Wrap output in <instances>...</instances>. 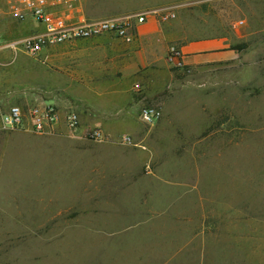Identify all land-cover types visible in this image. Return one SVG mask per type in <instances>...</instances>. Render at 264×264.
I'll list each match as a JSON object with an SVG mask.
<instances>
[{
    "label": "rangeland",
    "instance_id": "obj_1",
    "mask_svg": "<svg viewBox=\"0 0 264 264\" xmlns=\"http://www.w3.org/2000/svg\"><path fill=\"white\" fill-rule=\"evenodd\" d=\"M192 1L175 0L177 10ZM221 1L184 9L207 36H227L221 62L174 67L166 54L127 83L122 111L112 110L121 72L106 69L108 57L97 58L99 71L71 57L65 76L58 62L1 49L23 36L20 22L2 18L0 104L52 96L84 121L101 118L105 137L84 135L102 126L83 122L75 136L14 140L0 264H264V0ZM145 105L162 111L151 124L140 118Z\"/></svg>",
    "mask_w": 264,
    "mask_h": 264
},
{
    "label": "crops",
    "instance_id": "obj_2",
    "mask_svg": "<svg viewBox=\"0 0 264 264\" xmlns=\"http://www.w3.org/2000/svg\"><path fill=\"white\" fill-rule=\"evenodd\" d=\"M197 1L199 0H194L188 3L187 6L195 4ZM217 1L220 2L221 0ZM79 4L83 13L90 16L118 15L150 9H170L174 13V17L166 19L161 18L159 15H150L145 23L137 27L135 38L130 44L123 43L113 35L104 34L91 39L74 41V43L81 46V49L70 50L63 43L43 49L39 53L38 56L48 60L50 63L58 62L59 69L55 71H59L65 76V71L68 69L69 65H71V62H73L71 57L78 58L77 61H80L82 63L81 65L86 67L85 69L88 68L87 66H92V69L94 68L97 71L102 70L101 67H97V63H100L97 58L102 56L108 57L106 63L108 67L106 69L113 73H116V71L121 72V75L116 76L114 74L111 79L114 81L112 87L117 88V90L113 92L112 110L118 108L122 111L123 106L130 108L129 105L132 101V95L127 83L130 82L131 78L135 76L139 69L148 66H155L158 68L162 59L172 47L179 46L184 64L191 67H204L211 65L214 61L221 62L219 60L227 54L226 49L230 48L231 43H229V39L225 34L220 33L207 36L204 28L195 27L196 18L187 17L185 15L184 9L187 6L177 10L178 4L175 3V0H112L104 10L100 9L107 3L102 2V0H79ZM248 19H250V17ZM1 22L2 19H0V23ZM17 22L20 23L16 27L23 35L42 30V26L38 25L32 19ZM186 22L191 26L188 31L184 30V28L186 29L185 26H181V24H185ZM23 54L25 53L23 52ZM38 56L32 58H38ZM89 77L94 78L93 76ZM33 86L36 87V85ZM21 97L27 99L24 100L30 101V103L34 101H53L59 103V101H55L52 96L40 95L37 92H33L31 96L26 95V97L21 94ZM21 103H23V101ZM114 106L116 107L114 108ZM0 107L5 106L0 104ZM160 113L162 114V111H160ZM79 116L82 127L84 125L83 122L92 123L94 126L103 125L101 118H93V120L87 119L84 121L82 116ZM102 130L104 131L103 126ZM53 132L68 133L67 130L65 131L62 124L58 125L55 130L42 134L22 129L0 130V196L7 191L10 192L8 183L11 181H7L6 178L11 179L12 169L9 166H16L15 162L12 161L9 156L11 152L9 148L13 146L14 140L20 135H28L39 139L44 137L45 134H52ZM68 135L70 134L68 133ZM53 138H57V136H48V140H53Z\"/></svg>",
    "mask_w": 264,
    "mask_h": 264
},
{
    "label": "built area",
    "instance_id": "obj_3",
    "mask_svg": "<svg viewBox=\"0 0 264 264\" xmlns=\"http://www.w3.org/2000/svg\"><path fill=\"white\" fill-rule=\"evenodd\" d=\"M150 15L172 18L169 9H150L133 13L88 18L84 15L79 0H0V19L9 17L16 21L32 19L42 30L25 34L1 46L16 53L22 51L31 57H37L46 48L81 39H91L110 34L125 44L135 38L137 27L145 23ZM168 62L174 67H182L181 51L172 47L167 53ZM133 88L140 91V85ZM140 118L151 124L160 117V110L145 105L140 108ZM62 124L71 136L80 129V116L75 107H61L53 101H34L32 103H12L0 107V130L22 129L35 133H46ZM82 133L92 139L105 137L100 127H86ZM121 141L131 144L130 136L123 135Z\"/></svg>",
    "mask_w": 264,
    "mask_h": 264
},
{
    "label": "trees",
    "instance_id": "obj_4",
    "mask_svg": "<svg viewBox=\"0 0 264 264\" xmlns=\"http://www.w3.org/2000/svg\"><path fill=\"white\" fill-rule=\"evenodd\" d=\"M245 45H237V46H235L234 48L235 49H241L242 47H244Z\"/></svg>",
    "mask_w": 264,
    "mask_h": 264
}]
</instances>
